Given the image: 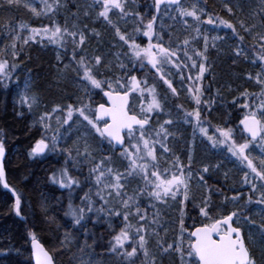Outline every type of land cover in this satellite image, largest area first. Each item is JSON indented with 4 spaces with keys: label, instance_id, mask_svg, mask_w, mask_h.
Returning a JSON list of instances; mask_svg holds the SVG:
<instances>
[{
    "label": "snow or ice",
    "instance_id": "obj_1",
    "mask_svg": "<svg viewBox=\"0 0 264 264\" xmlns=\"http://www.w3.org/2000/svg\"><path fill=\"white\" fill-rule=\"evenodd\" d=\"M262 2H264V0H262ZM7 3L9 6L13 4L19 5L20 0H7ZM40 3L43 5L44 15L55 12L56 8L59 7V0H53L52 3H49V0H40ZM94 3L100 4L102 9L98 12V16L103 18V20L110 25L112 24V20L109 14L112 13L113 10H117L122 17L132 14L125 11L127 0H94ZM161 5L165 6V10L171 9L172 6L175 5L176 11L179 12L182 18L192 17L198 24L216 25L217 27L222 25L224 28L232 29L233 33H235L234 26L227 21L219 19V17L213 19L211 16H208L206 20L201 21L203 12L202 10L198 12L196 4H193L191 10H189L183 8L180 0H154V7L157 13L161 11ZM24 7L28 8L37 17L41 15V12L37 11V8L31 4L26 3ZM228 11L231 13L232 9L228 8ZM136 15L139 16V13H136ZM156 18V16H152L151 20L144 25L142 35L148 39L146 47H141V45L136 42L135 37L122 33L115 25L112 26L115 28V34L119 40L128 46V51L125 55L132 61V68H135L137 64L141 69L150 65L163 84L166 85L173 94H176L177 89L173 86V83L165 73V65L175 67L177 72L180 73L182 68L187 67V64L178 55L176 49L171 48V46H165L161 42L162 37L154 32L153 25ZM140 23H143L142 18ZM184 23L187 24V21L185 20ZM20 28L21 30L27 28L30 32L28 38L24 39V44H27L29 40L35 42L36 38L39 37L41 40L46 39L51 44L64 46L66 43L65 37L70 36L72 37L73 45L75 47H80L84 45L86 39L83 32H69L67 28H62L54 22L51 28L47 25L41 28H30L27 24H21ZM135 31L141 33L139 27H137ZM195 31L199 34L201 29L196 27ZM245 31H251V29L245 28ZM77 36H79L78 40L76 39ZM154 36L156 37V42H153ZM19 38V36L13 37L14 40H18ZM217 38L218 37H213V39ZM260 38L264 41V35H261ZM239 39L243 41L244 37L241 36ZM207 42L208 37L204 36L205 51H207ZM183 44L185 45L183 56L186 57L188 61H193V68L198 66V75L195 77L198 81L203 77L206 68L204 63H199V65H197L193 60V55L201 56L203 59H206V57L203 53L195 50H193V55H190L187 50V46L190 44L188 39H185ZM12 47L15 49V44H13ZM235 54L239 57L246 53L242 48H237ZM13 55L15 56V52H13ZM173 57H176V60H173ZM73 58L75 59V55ZM93 60L94 63L87 61L84 56H81L76 62L75 70L80 76V79L87 82L85 86L86 92L88 91L87 86H90L91 89L101 90L104 96L108 98V102L111 106L105 107V104L100 103L98 107L93 109L90 105L84 103H81L78 107L69 104L66 109V115L63 119L57 117V122L61 126L69 125L68 130H70L72 125L69 122H78L73 121L74 115L78 118H82V121H86L87 125L94 130L96 136L100 138L101 143L106 141L111 150H116L118 148L120 155L127 161L124 172H120L110 166L111 158L108 155H105L103 159L93 164L89 171L90 177L96 186V197L103 201L104 205L108 203V200L102 194L104 191H107L108 197L114 195L120 198L122 207L128 210L123 214L125 222L128 221L129 215L133 214V209L134 214L138 216L139 220L147 219L146 213L141 214V205L138 199V197L144 193H147V196L157 203H167L169 200L176 201L177 197L183 198L182 201H180L182 204L188 201L190 199L189 182L192 178L190 163L187 172H185L184 166L179 163L178 158L173 162L170 169H161L158 163L156 146L159 145L164 153L170 151L165 143L170 134L165 125H170L173 121L171 119H165L158 130L150 126L146 127L149 125L153 113L163 111L162 104L157 98L155 86H147V81L139 80L137 76L131 75V70L128 73L127 80H124L123 77L117 78L114 82L111 80H100L97 78L95 69L101 65L102 58L100 56H94ZM257 60L264 65V45H261V52L256 56V59L253 60V63H256ZM120 66L125 67L123 63H121ZM7 67V61H0V77H4V79H10V75L5 71ZM248 78L252 79L251 76ZM181 79H184L182 74ZM187 79L191 80L192 77L189 76ZM256 83L262 86L260 105L253 109L248 103L247 98L239 105L241 108L248 110L243 115V118L239 120V124L243 127L237 129L241 134V140L243 142H238L236 140L234 130L231 127L217 128L216 132H218V136L215 135V133L209 135L208 127H205L201 120V110L199 106L202 104V92L199 87L188 88L189 93L193 94L192 99L197 105V108L191 112H185L184 114L185 123H194V133L198 130L202 136L207 138L213 149L222 146L226 147L227 152L230 153L232 157H235L241 165L250 170V172L244 173L243 183L250 185L251 191L253 192L257 191V184L254 181L259 180L264 182V79L261 78V74H257ZM105 86L108 90H105ZM119 89H124V92L121 94ZM133 91L138 92L141 97H144L145 92H147L151 97V100L146 105H141L139 115L132 112L129 107L128 97ZM244 95L247 97L246 92ZM20 103L31 109L37 101L35 97L30 98L25 93L20 97ZM233 103L235 104L237 101L234 100ZM53 111H61V109L57 106ZM40 119L42 126L51 130L50 123H48L51 120V116L45 113ZM100 121H103L102 126ZM244 133H246L247 136H244ZM248 137H250V139ZM60 139L59 129H56L55 134L52 135L49 142H46L44 138L38 140L32 147L29 155L31 157H39L43 156L47 151H64V149L60 147ZM250 145L259 147L261 150L262 156L259 162V168L254 164L253 158H251ZM81 154L85 156V159L91 157L87 142L83 153H80L78 150V155ZM4 158L5 145L0 141V183H3L4 187L8 188L9 186L4 180ZM106 161L109 162L108 165H106ZM171 169H175V171ZM208 171L209 169L207 166L202 169L204 173ZM131 177L139 178L142 182V186L138 187L135 196L127 195V193L123 191L126 186L125 182ZM200 181H204L206 184L202 174L200 175ZM57 182L61 188L68 189H72L73 185L77 187L80 185V181L77 178L69 175L67 168L61 170L58 180L56 177H53V183ZM259 187L260 189H264V183H261ZM91 192L92 189H89V192L84 194L79 207H74L71 202L69 203L65 215L71 218L73 226L83 227L82 222L85 220L86 213H96L98 216L101 213L109 216L121 215V212L116 209L106 208L104 206L96 208ZM12 194L16 196V215L20 216V197L16 195L14 191ZM69 194L71 195V192ZM238 198V196L233 197V202H236ZM252 202V197L249 196L248 203ZM254 202L257 205H264V191L260 192V198L256 199ZM207 208L208 200L206 199L203 202V206L200 208V216L205 219L199 222V226H196V222L194 221V230L188 231L187 249L185 250L182 244H168L167 247L164 248V251L173 250L178 253L181 264H256V260L246 246L245 238L242 235V229L238 226L240 213L232 211L223 216H212ZM261 211H264V208H262ZM183 216L184 212L183 209H181L179 230L180 240L182 242L185 239L183 234L187 231ZM244 219L248 220V217H244ZM152 223H157V220L154 219ZM131 227V224L126 223L125 227L122 228L118 234H115L112 241H110V251L125 257L128 264H134L132 258H134L138 252L137 247L134 246L137 238L139 249L144 250L143 254L145 257L148 256L147 249L145 248V236L140 235V233L144 231L143 226L141 225L136 229V236L130 234L129 229H131ZM258 231L261 238H264V225H262ZM88 235L89 233L87 229H85L84 247L90 248L92 245H89L87 242ZM30 238L32 255L36 259V264H53L52 257L39 244L36 236L30 233ZM251 238L252 234L249 233V239ZM63 243L65 246L71 243L70 233H66ZM93 243H95V240H93ZM126 245H128L127 248L125 247ZM84 247L80 249L81 252L84 251ZM80 264H96V262L91 259H81Z\"/></svg>",
    "mask_w": 264,
    "mask_h": 264
},
{
    "label": "trees",
    "instance_id": "obj_2",
    "mask_svg": "<svg viewBox=\"0 0 264 264\" xmlns=\"http://www.w3.org/2000/svg\"><path fill=\"white\" fill-rule=\"evenodd\" d=\"M31 1H34L43 11L40 0ZM235 1L240 3L241 0ZM52 2L53 0H49V3ZM146 2L148 5H154L153 0H146ZM204 2L203 8L211 13L214 19L217 17L220 19L226 12V8H231L230 17L224 21L231 23L235 28V33L232 29L220 28L221 31L216 36L214 33H210L211 31H209L210 36L206 34V31L204 32L208 38L218 37L216 45L212 42L208 43L207 57L206 59L202 58L206 68L205 72H208V75L200 79L206 95V100L204 98L202 100L207 101V103L204 102L206 104L204 110L208 111L207 115L210 116L208 121L212 127H231L234 132H238L239 120L243 118L246 112V109L239 106L238 100L247 98L248 103L253 107L259 106L261 103L262 86L260 84L255 85L254 80L257 74H261V78L264 79V66L261 63H253L252 57H256L254 51H259L257 49L260 45V42H257L258 37L264 35V3H261V7H263L261 15L251 17L244 11L243 6H241V10L244 13L241 14L233 5L225 3L217 5L215 0H205ZM79 6L76 0H59V7L55 10L57 13L53 12L46 15H50V17L55 15L50 21L35 19L30 12L23 9L7 6H3L2 10L0 9V61H7L8 67L5 71L10 75V79L0 77V141L4 143L7 151L5 168L10 189L9 191L3 189L0 183V264H32L30 233L34 234L44 244L53 256L55 264H74L73 248H68L63 242L66 233H70L71 237H73L72 233L76 234L75 236L79 233L73 228L71 218L65 215L70 202L74 207H77L75 204H77L78 199L75 197L74 204L73 197L79 195V191L61 188L53 183V177L59 176L61 170L66 168V162L62 160L60 155L57 157L53 154H46L44 157H31L29 153L38 140L44 138L46 142H49L52 135L55 134L57 128L53 118V109L58 106V102L65 106L62 99H66L69 91H73L61 81L57 82L59 77L53 73L55 52L61 56L62 60L69 53L72 57L75 55V58L79 59L85 55L84 49L88 50L86 60L91 56L105 57V50L107 49L105 45L108 44V40L105 39L104 35L97 33L100 21L93 23L89 18L85 19L84 27L75 31L83 32L86 38L84 45L80 47H75L71 43L72 39L64 46H55L49 42L46 43L39 37L36 38L35 42L29 40L27 44H24L23 41L28 38L30 32L27 28L21 30L20 25L27 24L30 28H41L45 25L51 27L54 22L65 28L62 21L63 11L73 13V10H78ZM140 6L143 4L141 3ZM138 11L141 13V17L148 22L149 20L143 14L144 10L139 9ZM79 12L82 13V9ZM138 22L140 23V20ZM140 25L144 26V23H140ZM245 28H249L251 31H245ZM15 36L20 38L14 40L13 37ZM241 36L244 37L243 41L239 39ZM76 39L78 40L79 36ZM147 40V37L142 34L138 38L142 44H145ZM180 41L182 42V40ZM97 42L99 43L97 44ZM101 42L103 43L101 44ZM262 42L264 45V41ZM176 43L178 45V40ZM13 44H15V49L12 47ZM237 48H242L247 58L236 56ZM187 50L191 54L188 46ZM13 52H15V56ZM183 61L186 62V60ZM171 70L168 78L172 76L170 78L175 79L177 83L180 80L183 81L181 79V74L185 73L183 69L180 73L174 72L177 70L175 67H171ZM95 71L97 74L100 71L99 67ZM129 71H122V76H120L127 80ZM151 74L156 78L157 84L161 86L162 83L160 82L162 81L158 75L154 74L152 70ZM131 75H135L141 80L144 79L142 71H131ZM249 76L252 79H249ZM81 82L84 81L81 80ZM183 84L188 86L185 81ZM167 90L163 96L164 107L167 110H174L176 120L183 123L185 112L178 110L176 103L181 101V105L189 110L190 101L187 100L186 95L183 96L184 94L174 98L171 91ZM245 92L247 97L244 95ZM25 93L30 98L35 97L37 101L31 109L20 103V97ZM234 100L237 103L234 104ZM69 102L74 103L73 100ZM50 111L51 115L49 114ZM45 113L51 116V120L48 122L51 130L41 124L40 118ZM103 144L105 143L103 142ZM158 163L161 164L159 159ZM227 184L228 182L218 188V195L215 193L204 195V200L201 202L197 200V204L188 202L189 219L187 226H193L194 221L196 225H199V222L204 220V218H200V208L206 199L208 200L207 210L212 216H223L232 211H237L240 216L247 217L253 213L255 202L248 203L250 207L246 208L245 213L239 209L230 208L232 195H230L231 190L229 192L227 190ZM210 185L213 187L214 182ZM13 191L21 200L20 216H17L15 212L16 196L12 194ZM244 191L240 185H235V193L240 194ZM79 196L81 197V195ZM250 196L252 197V195ZM244 200L246 201L245 195H243ZM262 225H257V230ZM82 232L84 231L81 229L80 234ZM243 232L245 234L244 230ZM95 234V239L102 238L105 248L102 246L103 250L100 255L106 257L110 251L111 237L109 235L104 236V234L102 236L100 230H97ZM259 238L261 237L259 236ZM246 242L256 264H258L260 252L251 246L247 238ZM261 245L259 247L263 250V241H261ZM122 264H128V262L125 260ZM134 264L142 263L139 260Z\"/></svg>",
    "mask_w": 264,
    "mask_h": 264
},
{
    "label": "rangeland",
    "instance_id": "obj_3",
    "mask_svg": "<svg viewBox=\"0 0 264 264\" xmlns=\"http://www.w3.org/2000/svg\"><path fill=\"white\" fill-rule=\"evenodd\" d=\"M204 1L205 0H184L181 5L183 6V8L191 10L192 5L196 4L198 12H200V10H202L203 12V14L201 15V21L206 20L208 16H211L214 19V16H212L211 13L207 12L206 9L203 8V5L205 4ZM215 1L217 5H222L224 3L233 5L239 10V13L241 14L244 13L241 10V6H243L244 11L248 15L250 14L251 17H259V15H261L260 13L263 12V7H261V3L264 2H262V0H241L240 3L239 1L235 0ZM76 2H78V4L80 5L79 7L81 8L78 7V10H73V13H69L67 11H63L62 13V21L65 25V28H67L69 32L79 30L84 27L83 23L87 18L91 19L93 23H99L100 21V27L97 33L104 35L105 39L108 40V44L105 45V47L107 48L105 50L106 55L105 57L100 56L102 58V63L99 66L100 71L96 74L97 78L100 80H111L114 82L117 78L122 76V71L126 72L131 70L133 72L134 70H137L143 72V80L147 81V86H155L157 98L160 100L163 108L162 112L152 114V118L149 121L150 127L155 130H158L165 119H171L173 121L172 124L165 125V127L168 129V132L170 133L167 137V140L165 141L170 151L168 153H164L163 149L160 148L159 145L156 146L157 157L159 158V161H161L160 166L162 169H170L173 162H175L178 158L179 163L184 166L185 172L189 170L188 166L190 163L192 178L189 182L190 199L184 202L183 204L180 203V201H182L183 199L182 197H177L176 201L169 200L167 203H157L155 201H152L147 196V193H144L143 195L139 196L138 199L141 205V214H147V219L145 220H139L138 216L134 214L133 209V214L129 215L128 221L125 222L123 219V214L128 210L122 207L120 198H117L114 195L112 197H108L107 191H104L102 193L108 200L107 205H104V202L101 201L95 195L96 186L94 184V181L90 177V168L93 166L94 163L103 159L105 155H108L111 158L110 166L120 172H124L127 165V161H125L124 158L120 155V152H116L115 150H111L110 148L108 150L104 146V144L101 143L100 138L96 136L94 130L91 129L89 125H87V122L82 121V118H78L76 115H74L73 121L78 122L73 123L70 121L69 123L72 125L70 130H68L69 125L61 126L60 124H58L57 117L63 119V117L66 115L67 106L71 104L69 102L70 100H73L74 103H72L71 105H73L74 107H78L81 103L88 104L92 107L93 105L91 104V100L94 99L95 95L97 96L103 92L99 89H91L90 86H87L88 91L86 92L85 86L87 82H81L80 76L75 70L76 62L79 59H74L69 53L67 57L61 60L59 55L55 52L53 57L55 64L53 73H55L59 77V80L57 82L61 81L62 84L70 87L73 91H69V95L65 97L66 99L68 98V100L61 98L63 103H65V106H62L58 102V106L60 107L61 111H56L53 113L56 128L59 129V134L61 136L59 144L60 147L65 151H48L47 154H53L57 157L60 155L62 157V160L66 162L65 165L66 168H68L69 175L77 179L80 178V188L78 189V191L81 197L79 195L73 197L74 204L75 197L76 199H78L77 204H75L77 205V207L81 205L84 194L86 192H89V189H92L91 196L94 202V206L96 208L104 206L106 208L116 209L121 212L120 216H109L104 213H101L98 216L96 213H86L85 220L82 222L83 227H73L76 232L79 233L77 236H75L76 234L72 233L73 237H71V243L67 244V247L73 248L72 255L74 257V264H80L81 259H91L95 261L96 264H122L126 260L122 255L112 253L111 251H109V253L107 252L108 255L106 257L100 255V252H102L103 247L105 248V245L102 242V238L95 239V233L97 230H100L102 236L103 234L104 236L109 235L111 237L110 241H112L113 236L115 234H118V232L125 227L126 223H129L132 226L131 229H129L130 234L132 236H136V229L139 228L141 225L144 228V231H142L140 235L145 236V248L147 249L148 256L145 257L143 254L144 250L139 249L138 238L134 244V246H136L138 249L136 259H139L142 264H153V261L154 264H181L178 253L173 250L165 252L164 248L167 247L168 244H182V247L185 250L187 249V221L189 219L187 212L188 202L197 204V200L199 202L204 200V195H209L212 193L218 195V188L223 186L224 183L228 182L227 190L228 192L231 190L230 195H232V198L235 196L239 197L236 202H233L232 200L230 208L239 209L245 213L247 210L246 208L250 207V205H248V197L252 195L253 202L258 199V197L260 196V192L264 191V189H260L259 185L264 182H261L259 180L254 181L257 184V191H251V186L243 183L244 173L250 172V170L241 165L235 157H232L231 154L227 152L226 147L222 146L213 149L207 138L202 136L198 130L194 133V123H185L184 119L183 123H180L176 120L175 111L167 110L164 107L163 96L164 92L168 89L167 86L164 85L163 82H160L163 86H159L157 84V81L155 80L156 78H154L151 74V70L154 72V74L155 70L152 69L150 65H147L144 69H141L137 64L135 68H132V61H130L128 56L125 55V53L128 51V46L123 44V42L119 40V38L115 34V28L112 25L118 27L122 33H126L128 36L135 37L136 42L139 43L141 47H146L148 40L145 44H142L140 41H138V38L142 34L144 28V26L140 25V23L138 22L139 20L141 21L142 18L141 13L138 10L143 9V14L148 20H151L152 16L157 17L153 25L154 32L160 37H162L161 42L165 46H171V48L176 49L178 55L181 57L182 60H186L185 63L187 64V67L182 68L185 72L183 74V81L180 80L179 83H177L175 79L170 78L172 76L169 77V79L173 83V86L177 89L176 94H173L171 92L173 94V97L176 98V96L184 94L183 96L186 95L187 100L190 101L189 110H186V108L181 105V101L180 103H176L178 104V110H182L184 112H191L197 108V105L192 99L193 94L189 93L188 88L199 87L202 92V104L199 106L201 110V120L204 126L208 127L209 135L215 133V135L217 136L219 135L218 132H216L217 127H212V125L208 121V118H210V116L207 115L208 111L204 110L206 108L205 103H207V101H205L206 95L204 87H202V81H197L195 79V77L198 75V66L196 68H193V61H188L186 57L183 56L182 50L185 47L183 41L185 39H188L190 41V44L188 45V48L191 51L190 55H193V50H195L203 53V55L207 57L206 54L208 53V51H205L204 36L206 35L204 32L206 31V34L209 35V31H211L210 33H214V35L216 36V34L220 33V28L224 27L222 25L217 27L216 25H207L203 23L198 24L192 19V17L182 18L180 17L179 12L176 11V6L168 10H165V6H163L161 7V11L157 13L154 5H148L146 0H127V3L125 5V11L132 14L122 17L117 10H113V12L109 14L112 20V24L110 25L106 21H104L103 18L98 16V12L102 10L100 4L94 3V0H76ZM26 3L36 7L37 11L41 12V15L39 17L35 16L28 8L24 7V4ZM141 3L143 4V6H140ZM3 6L26 10L30 12L35 19H42L45 21H50L52 20V17L55 16L52 15L50 17V15H44L40 7H38V5L31 0H20L19 5L13 4L11 6L8 5L7 0H0L1 10L3 9ZM228 8H226V12L221 16L220 19L226 20V18L230 17L231 13H229ZM80 9H82V13L79 12ZM55 13H57V11H55ZM136 13H139V16H137ZM142 19L145 25L147 22L144 18ZM185 20L187 21V24L184 23ZM137 27L141 29V33L135 31ZM196 27H199L201 29L199 34L195 31ZM71 39L72 37L70 36L65 37L66 44L71 41ZM177 40L178 45L176 43ZM180 40H182V42ZM45 41L46 43L48 42L46 39ZM99 42H97V44ZM153 42H156L155 36L153 37ZM209 42H212L214 45L217 44L216 39H213V37L208 38L207 50L209 48ZM257 42H260V45L257 48L259 51H254L256 56L260 54L261 45H263V42L260 37H258ZM102 43L103 42H101V44ZM83 52L85 54L84 57L86 58L88 55V50L84 49ZM93 57L94 56L89 57L87 61L94 62ZM241 57L247 58V55H241ZM252 58L253 60L256 59V57ZM172 59L176 60V57H173ZM193 60L197 63V65H199V63H204L202 61L201 56L193 55ZM121 63H123L125 67H121ZM256 63H260V61L257 60ZM171 67V65H165V73L168 76L172 72ZM174 72H177V70H175ZM205 75H208V72H204L203 76ZM189 76L192 77L191 80L187 79V77ZM184 81L187 82L188 86H185L183 84ZM254 84L258 85L256 83V79L254 80ZM105 90H108L106 86ZM119 91H124V89H119ZM202 98H204L205 100H202ZM150 100L151 97L148 95L147 92H145L144 97H141L138 92L133 91L130 109L132 110V112L139 115L141 111V105H146ZM241 100L238 101L242 103L245 98H242ZM99 101H102V99H100ZM75 104L77 106H75ZM256 107L257 106H252L253 109H255ZM49 114L51 115V111L49 112ZM234 136L238 142H243L241 140V134L239 132L235 131ZM86 142L87 146L89 147V151L91 152V157L89 159H85V156L83 154L78 155V150L80 153H83L86 146ZM250 155L251 158H253L254 164L259 168V162L262 156L260 148L255 147L254 145H250ZM105 163L106 165L109 164V162L107 161ZM205 166H207L209 169L207 173L202 172V169ZM171 170L175 171V169ZM201 174L204 176L206 184L204 181H200ZM56 178L58 180L59 176H56ZM210 178L212 179L210 180ZM212 182H214L213 187L210 185V183ZM56 184L59 185L58 182ZM125 184L126 186L123 191H125L127 195L131 196H135L138 187L142 186V182L139 180V178L136 177L129 178L128 181L125 182ZM237 184L240 185V187L245 191L240 194L235 193V185ZM243 195H245L246 201H243ZM262 208H264V205L255 204L253 208V213L250 216H247L248 220H245L244 216H240V221L238 223V226H240L241 229L245 231L246 238L251 244V246L260 252L258 264H264V249L262 250V248L259 247L262 246L261 241H263L264 243V240L263 238H259L260 234L256 228L257 225H262V223L264 222V211H261ZM181 209H183L184 212L183 219L185 221V228L187 229V231L183 234L185 237L183 242L180 240L179 230ZM256 217L258 218L256 219ZM200 218L202 219L204 217L200 216ZM154 219L157 220V223H152ZM91 223L95 224V226H98L100 229L92 228L90 226ZM118 226L120 227L119 229ZM81 229L83 231L87 229L89 233L87 237V242L89 245H92L90 248L84 247L85 236L84 232L80 234ZM249 233L252 234L251 239H249ZM93 240H95V243H93ZM82 247H84L83 252L80 251ZM125 247L127 248L128 245H126ZM132 259L135 260V257Z\"/></svg>",
    "mask_w": 264,
    "mask_h": 264
},
{
    "label": "water",
    "instance_id": "obj_4",
    "mask_svg": "<svg viewBox=\"0 0 264 264\" xmlns=\"http://www.w3.org/2000/svg\"><path fill=\"white\" fill-rule=\"evenodd\" d=\"M183 0H180V2H182ZM161 6H163V5H161ZM122 94V93H121ZM105 99H106V101H107V105H105V107H110L111 105L109 104V102H108V98L105 96ZM130 101H131V93L129 94V97H128V103L130 104ZM241 126V128L243 127L242 125H240ZM244 134H246V133H244ZM246 136H247V134H246ZM249 139H250V137H248ZM119 147V146H118ZM6 157H7V151L5 150V158H4V171H5V177H4V180H5V182L7 183V179H6V177H7V173H6V169H5V161H6ZM2 185H3V187H4V184L2 183ZM5 188V187H4ZM5 189H7V188H5ZM243 235V234H242ZM39 242V241H38ZM246 243V242H245ZM39 244L44 248V250L46 251V252H48V250L45 248V246L42 244V243H40L39 242ZM247 246V245H246ZM30 253H31V259H32V264H36V259H35V257L32 255V246H30ZM49 253V252H48ZM49 255L52 257V255L49 253ZM52 262H53V264H55L54 263V260H53V257H52Z\"/></svg>",
    "mask_w": 264,
    "mask_h": 264
},
{
    "label": "flooded vegetation",
    "instance_id": "obj_5",
    "mask_svg": "<svg viewBox=\"0 0 264 264\" xmlns=\"http://www.w3.org/2000/svg\"><path fill=\"white\" fill-rule=\"evenodd\" d=\"M102 125H103V123H101ZM76 188V186L75 185H73V188H72V190H74ZM92 228H96V229H100L98 226H95V224H92L91 223V225H90Z\"/></svg>",
    "mask_w": 264,
    "mask_h": 264
}]
</instances>
